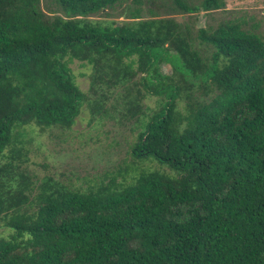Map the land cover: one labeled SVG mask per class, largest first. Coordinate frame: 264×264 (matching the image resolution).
I'll use <instances>...</instances> for the list:
<instances>
[{
  "label": "trees",
  "instance_id": "trees-1",
  "mask_svg": "<svg viewBox=\"0 0 264 264\" xmlns=\"http://www.w3.org/2000/svg\"><path fill=\"white\" fill-rule=\"evenodd\" d=\"M123 1L0 0V264H264V37L153 9L227 0H145L148 15L134 0L126 20L90 18ZM74 60L91 68L89 98ZM110 98L138 127L119 174L82 188L13 162L17 129L68 130L86 101L112 117Z\"/></svg>",
  "mask_w": 264,
  "mask_h": 264
},
{
  "label": "rangeland",
  "instance_id": "rangeland-1",
  "mask_svg": "<svg viewBox=\"0 0 264 264\" xmlns=\"http://www.w3.org/2000/svg\"><path fill=\"white\" fill-rule=\"evenodd\" d=\"M196 2L197 0H191V3ZM44 4L46 3L43 2L42 6ZM141 5L143 14L148 15L146 8L152 5L145 0H142ZM136 6L137 3L134 0H124L109 9L107 14L98 13L90 18L126 20L125 16ZM51 8L54 9L53 5ZM153 9L159 16L173 17L179 23H186L193 27L216 26L220 21L228 19L244 20V28L264 37V0H227L225 9H219L210 14L173 11L169 7H160L158 1ZM70 67L79 88L87 95L90 94L91 68L89 65L86 62L74 60L70 63ZM161 70L164 73L171 72L167 64H162ZM114 102V99L110 98L105 103L109 113L113 115L110 117L101 116V112L92 114L86 101L75 123L68 130L51 128L41 131L36 126L30 127L31 130L27 128L25 131L22 128L17 129L16 132L22 135L16 138L14 147L21 149L22 161L15 159L13 162L19 164L21 171H25L34 180L51 175L82 188L93 185L95 180L109 172L117 173L118 170L122 172L125 164L131 162L128 147L135 138L138 127L134 118L123 119L116 109L110 107ZM145 103L151 107L155 105L153 97L147 98ZM9 153L6 150V154ZM8 161H11V158L5 157L1 163ZM9 233L7 228L0 227V237L7 236Z\"/></svg>",
  "mask_w": 264,
  "mask_h": 264
}]
</instances>
